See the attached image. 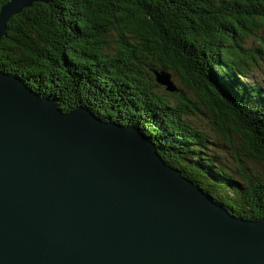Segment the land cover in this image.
Here are the masks:
<instances>
[{
  "label": "trees",
  "instance_id": "obj_1",
  "mask_svg": "<svg viewBox=\"0 0 264 264\" xmlns=\"http://www.w3.org/2000/svg\"><path fill=\"white\" fill-rule=\"evenodd\" d=\"M263 31L264 0L35 2L8 20L0 69L55 98L64 111L83 105L104 120L136 126L167 164L216 202L258 219L264 171L247 172L232 135L245 157L264 164V88L244 79L256 67ZM250 35L263 43L245 47ZM162 70L182 87L158 89L154 71ZM190 104L217 117L213 131L235 155L232 175L200 151L208 135L188 116Z\"/></svg>",
  "mask_w": 264,
  "mask_h": 264
},
{
  "label": "water",
  "instance_id": "obj_2",
  "mask_svg": "<svg viewBox=\"0 0 264 264\" xmlns=\"http://www.w3.org/2000/svg\"><path fill=\"white\" fill-rule=\"evenodd\" d=\"M49 1L7 0L0 39ZM0 264H264V217L231 213L136 126L64 111L0 69Z\"/></svg>",
  "mask_w": 264,
  "mask_h": 264
},
{
  "label": "rangeland",
  "instance_id": "obj_3",
  "mask_svg": "<svg viewBox=\"0 0 264 264\" xmlns=\"http://www.w3.org/2000/svg\"><path fill=\"white\" fill-rule=\"evenodd\" d=\"M259 37L264 38V31L263 34H258ZM261 41H258V39L250 35L245 40V47H258L260 45ZM248 77L244 78L245 81L250 82H258L263 88H264V46L261 50L260 56L257 59L256 67L248 68L247 72ZM172 81L174 82L176 87H182L179 83L178 79L176 77H172ZM165 93L168 92L164 86H160V88ZM186 91V92H185ZM184 94L187 96V98L193 100L195 97L194 95L188 91L185 90ZM194 101V100H193ZM191 112H189V117L192 119V122L195 123V126L198 128H201L205 131V133L208 135V141L207 143L203 144L202 148H200V151L203 153H206L209 158L215 157L216 161L218 162L217 166L224 167V170L227 172L228 175H232L233 171L235 170L236 164H235V155L233 153V148L228 146V143H224L223 139L219 137L217 133L213 131V125L218 120L217 117L214 116V114L210 111H208L203 105H191ZM198 106V107H197ZM234 148H236L237 152L239 153L238 158L243 166H246L247 172L250 173L251 171L254 173H259L261 171H264V164L262 161L254 160L249 157L244 156V151L241 148V142L239 139L232 135ZM246 152V150H245ZM194 156V155H193ZM200 160V159H198ZM215 165L214 162L211 161V171L216 173V169H219ZM234 180H239L240 178H233Z\"/></svg>",
  "mask_w": 264,
  "mask_h": 264
},
{
  "label": "bare ground",
  "instance_id": "obj_4",
  "mask_svg": "<svg viewBox=\"0 0 264 264\" xmlns=\"http://www.w3.org/2000/svg\"><path fill=\"white\" fill-rule=\"evenodd\" d=\"M20 12H21V11H20ZM20 12H19V13H20Z\"/></svg>",
  "mask_w": 264,
  "mask_h": 264
}]
</instances>
